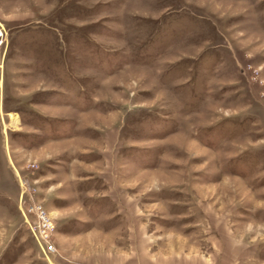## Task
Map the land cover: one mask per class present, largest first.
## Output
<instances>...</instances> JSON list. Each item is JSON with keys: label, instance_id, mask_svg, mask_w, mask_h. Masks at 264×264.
I'll use <instances>...</instances> for the list:
<instances>
[{"label": "rangeland", "instance_id": "rangeland-1", "mask_svg": "<svg viewBox=\"0 0 264 264\" xmlns=\"http://www.w3.org/2000/svg\"><path fill=\"white\" fill-rule=\"evenodd\" d=\"M0 19V264H264V0H0Z\"/></svg>", "mask_w": 264, "mask_h": 264}, {"label": "built area", "instance_id": "built-area-1", "mask_svg": "<svg viewBox=\"0 0 264 264\" xmlns=\"http://www.w3.org/2000/svg\"><path fill=\"white\" fill-rule=\"evenodd\" d=\"M8 42V34L4 23L0 19V49ZM21 198L20 211L24 222L30 228L36 240L39 242L45 253L53 254L56 246L53 236L56 231V222L51 212H48L43 203L35 201L32 196V186L27 179L20 178ZM27 195L29 197L24 196Z\"/></svg>", "mask_w": 264, "mask_h": 264}]
</instances>
